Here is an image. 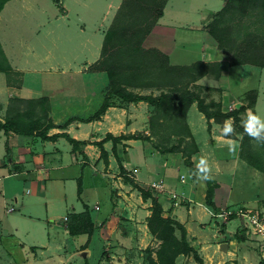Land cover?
<instances>
[{"label":"crops","instance_id":"1","mask_svg":"<svg viewBox=\"0 0 264 264\" xmlns=\"http://www.w3.org/2000/svg\"><path fill=\"white\" fill-rule=\"evenodd\" d=\"M11 1L13 0L8 1L4 8ZM78 1L87 6L85 0ZM104 1L101 22L112 20L122 2V0ZM225 1H220L219 8L215 10L206 6L201 8L195 4L194 0H168L163 16L158 19L150 34L145 38L143 46L159 49L168 55L172 65L189 66L199 61L221 63L219 78L209 73L198 78L195 83L219 91L218 98L213 100L221 101L224 109L228 107L235 109L244 104L243 97L249 91L240 94L236 102L233 99H225L226 92L232 86L230 78L232 67L243 66L241 79L244 81V75H248L249 70H252L245 66L252 68L256 66L229 65L227 54L218 47L206 28L213 14L224 7ZM16 2L23 10L29 7V0H16ZM4 8L0 12V19ZM69 15L70 9L65 5L62 14L57 19L69 18ZM102 26L104 24L95 31L100 33ZM48 31L54 32V30ZM105 33L104 31V36ZM3 48L7 55L4 45ZM93 63L87 62L85 70L91 72L90 67ZM10 64L14 68L13 71L22 74V82L13 85L6 80L3 86H0V96L7 95V98L0 99V120L4 121L13 98L47 97L51 103L50 117L54 124L62 125L69 118L77 117L66 128H52L49 135L67 133L77 140L86 141L87 144L81 146L84 157L79 152L73 153L72 145L62 136L57 140L43 141L35 135L24 136L13 133L7 137L0 130V264H144L143 251L149 246L153 247L155 241H158L151 234L147 223L151 215L152 201L151 199L145 200L121 173L117 158L112 151V141L104 143L108 151V164L101 158L100 148L95 143L103 140L108 133L114 136L135 133L151 135L149 119L153 106L146 101L114 104L100 118L82 121L80 117L88 118L104 102L106 94L103 93V89L99 92L92 91L90 94L85 92L82 99H61V102L57 100L58 97L55 99L52 91L50 94H45V88L41 83L36 84L29 80V76L31 78L37 76L42 80L43 72L53 71V68L49 70L36 67L21 68L14 66L11 61ZM259 69L260 76H262L264 68ZM91 73L103 72L92 71ZM100 94L103 99L92 97V95L99 96ZM258 98L259 92L254 108L256 114ZM207 101L210 99L207 98ZM96 103L100 104L95 109ZM195 107H197L196 102L192 104L186 115L190 131L198 147V151L192 157V162L196 167L202 157L208 160L212 169V180L215 182L212 199L214 205L211 208L220 210L228 207L230 193L233 189L232 185L219 178L223 176V163H227L232 169H239L247 164L255 169V172L263 175L264 173L241 156V142L238 133L235 137L223 136L224 123H218L214 119L208 121L200 111L199 117L203 123L206 122L209 140L205 142V145L197 140L193 122L189 118V112ZM252 111L248 109L247 115ZM227 120L233 123L232 119ZM149 143L143 139H130L123 140V143L118 145V154L128 171L127 175L137 185L149 191H151L149 188L151 182L164 183L165 192L156 194L152 191L153 196L162 204L164 216L171 217L186 227L191 245L202 253L211 244L207 245L199 235V231L205 229L206 223L202 220L201 211L196 209L192 200L191 188L194 189V187L191 186L189 191L182 188L181 185L185 182L181 181V175L178 176L172 171V167L175 166L173 162L176 159L174 154L159 155L157 151H153ZM137 144L143 146L145 151H152L151 153L145 152L146 155L143 156L145 165L149 167H144L146 168L145 178L140 177L141 168L139 169L138 165L134 164L130 167L127 163V159L133 161L131 151ZM229 144L237 146L234 153L229 152ZM151 155L154 157L152 164L148 162L147 157ZM183 161L184 158L178 159V162ZM156 174L157 178H153ZM250 174L258 176L256 173L250 172ZM192 175L196 180L194 172ZM104 177L108 178L107 182L113 193L112 206L108 211L101 212L102 207L98 201L94 205L86 202L84 191L88 178L93 181L94 185L97 179ZM150 178L155 180L150 182ZM79 182L82 186L80 195L78 193ZM204 182L206 186L201 199L207 206L205 197L208 185L206 181ZM173 193H183L187 199L181 205H175L174 201L178 199L173 196ZM86 206L91 213L92 232L71 235L67 227L69 215L86 211ZM96 206L99 209H96ZM253 210L264 213V199L262 204L254 207ZM224 229L227 230L226 225L218 229L217 238L220 240L217 250L223 254L230 253V256L236 255L231 249L241 242L235 237L229 241L224 239L225 233L222 231ZM249 239L248 244L251 242L257 251L262 253L259 241L254 238ZM224 244L227 247L225 252L221 250Z\"/></svg>","mask_w":264,"mask_h":264},{"label":"rangeland","instance_id":"2","mask_svg":"<svg viewBox=\"0 0 264 264\" xmlns=\"http://www.w3.org/2000/svg\"><path fill=\"white\" fill-rule=\"evenodd\" d=\"M213 1L214 2L211 0H194L195 4H198L201 8L206 6L217 10L219 8L218 4L222 0ZM86 2L87 6L80 4L78 0H29L28 9L23 10L19 7L16 0H13L4 8L0 19V40L2 42H0V47L9 65H11V61L14 66L21 68L36 67L43 70L53 68V71L43 72V75L41 76L42 80L37 76H32L34 78L29 76V80L30 82L33 81L36 84L41 83L45 88V94H50L52 91L55 99L58 97L59 99L57 100L61 102V99H82L85 92L90 94L92 91L99 92L102 89L104 94H108L109 80L106 73L100 69L107 68L108 66H117V64L112 63V60L116 58V54L119 51L116 46L113 48L110 47V51H108V59L104 58L103 63L98 64L100 59L99 56L101 55L100 49L104 40V31L106 32L108 30L116 13L112 20H106L104 21L105 23L101 22V18L104 13L103 10L105 1L85 0V3ZM63 5L68 6L70 9L69 18L57 19V17L62 14L64 10ZM14 6L16 7L13 8ZM238 22L241 25L240 29L242 32L249 29L256 31L259 36L264 37V12L249 15L247 14V16L238 14V16L235 17L234 24ZM103 24L104 26L101 27V32H96L95 30ZM48 30H54V32L50 33ZM213 40L217 43L214 38ZM2 44L4 45L8 56L6 55ZM225 53L228 56V53ZM96 60L97 62H95ZM0 62H2L1 55ZM87 62H90V64L95 62L90 67V70H100L103 73H91L92 71L88 72L85 70ZM125 62L126 59L120 55L119 65H123ZM245 67L252 70H249L250 73L248 75H244V81L241 79L243 77L242 72L244 71L243 66L232 67V73L230 76L232 86H230L228 92H226L225 99H233L234 102H236L240 94L250 90H258L259 98L257 115L264 119V74L260 76V69L257 67ZM13 69L14 68L12 67V71L5 73L0 72V86H3V83L6 80L8 83L13 85H18L22 82V74L20 72L13 71ZM55 70L57 72H54ZM188 72L189 71H185L182 76L177 75L178 78L175 77L177 85L184 86L187 82L190 83V87L192 89L200 92L206 100L207 98L210 99V101L211 99L213 100L218 98L219 91H215V89L210 87H204L196 83H192V75ZM126 74L129 73L126 72ZM165 78L166 77H164V75L157 72L151 74L150 77L149 75H145L143 79L145 81H153L157 84H161L165 83L163 82ZM127 89L132 93H140L144 95L153 94L154 96H157L163 91V89L168 90L169 88L164 86H151L144 88L129 86ZM215 96L216 98H214ZM5 97L7 98V95L0 96V99ZM92 97L94 99H103L101 94L99 96L92 95ZM110 99L115 105L119 103H130L116 97L115 95H111ZM242 101L243 103H248L247 99H243ZM99 104L100 103H96L94 108H97ZM22 106L24 107V105ZM22 106H20V108H23ZM164 109L166 108L156 109L153 107L151 117L149 119L150 126L151 120H153L151 128V138H153L147 142H150V147H152L153 151H157L159 155L168 153L174 154L176 159L174 160L175 162H173L175 163V166L172 167V171L178 176H186L185 183L181 185L182 188L189 191L191 186L194 187V189L191 188L193 191L192 200L196 209L201 211L202 220L206 223L205 229L203 231H199V235L202 237L201 239L205 240L207 245L208 243L211 244L209 247L204 249V252H199L205 263L263 264L262 253L257 251L251 242L248 244L247 240L250 241L249 238H253L243 232L244 230H241V219L239 217L223 222L221 218H215L210 214L211 207L209 208L206 206L202 201L203 199H201L206 184L204 181L193 179V170H191L189 165H187L188 162L185 160V156L181 151L183 150L192 154L191 159L195 154L193 146L189 143V139L185 138L186 130L182 127L180 128V125L173 117L171 111H169L166 115L165 113L167 109ZM227 109L231 110L232 108L228 107ZM199 113L200 112L197 107L192 108L189 112V118L193 122V128L195 129V136L197 140L205 145V142L209 140V131L206 127V122L203 123V120L200 119ZM243 118H245V120L247 119L244 114ZM235 132L238 133L237 128H235ZM238 134L241 142L243 135L241 133ZM252 143L254 145V149L259 150L264 157L263 144L258 143L255 140H253ZM145 152L151 153L152 151H145L143 146L137 144L131 151V158H133V161H128L127 159V163L130 167H133L134 164H136L139 166V169L141 168V178L146 177V168L144 167L149 168L144 163L143 156L146 155ZM141 153L143 155H141ZM147 157L148 162L152 164L154 157L152 155ZM183 158L184 161L182 163L178 162V159L180 160ZM192 163L194 164V162ZM250 172L256 173L258 176L255 174L251 175ZM233 177L235 178V181ZM153 178H157V174L153 176ZM153 178H150L149 181L151 182L155 180ZM219 178L233 186L228 204L230 208L237 209L238 207L245 206L250 209H254V207H259V205L262 204L264 199V175L260 172H255V169L252 167L246 164V166H242V168L232 169L230 166L228 167L227 163H223V176H219ZM107 179L108 178L106 177L99 178L93 185V181H90V178H88L89 181L87 180L85 183L84 197L86 202L90 205H94L98 201L102 207L101 212L108 211L112 206L113 193ZM150 190L156 194L165 192H159L151 188ZM225 225L227 226V230H222L223 233H225L224 239H228V241L234 237L242 239V241L238 239L241 243L239 245L237 244V246L234 245V247H232L233 249H231L236 253V255L230 256V253L223 254L217 250L220 240L217 238L218 229L220 227H224ZM257 240L260 241L258 238ZM157 242L155 241L153 247H157ZM221 250L225 252V249L221 248ZM177 261L178 264H195L191 255H180ZM144 264H146V261Z\"/></svg>","mask_w":264,"mask_h":264},{"label":"trees","instance_id":"3","mask_svg":"<svg viewBox=\"0 0 264 264\" xmlns=\"http://www.w3.org/2000/svg\"><path fill=\"white\" fill-rule=\"evenodd\" d=\"M10 0H0V12L5 4ZM168 0H122L118 8L115 18L105 33L99 63H103L104 58L108 59V51L110 47L116 46L119 50L116 58L112 60L116 67L108 66L103 70L109 80L108 94L100 108L88 118H79L84 121L98 119L102 114L114 103L110 99L111 95L126 101L140 102L146 101L156 109L169 111L173 117L186 130V139L193 146L194 152L198 151L195 139L190 131L186 120V115L194 102L208 121L214 119L218 123H224L227 119L233 120L234 128L241 133V156L247 160L253 167L264 173V157L259 150L254 149L253 139L245 132L242 122L245 120L243 114L247 118V110L254 108L256 105L258 92L252 90L246 93L243 99H247L248 103H244L235 109H224L221 101H207L200 92L192 89L190 83L184 86L177 85L175 77L182 76L183 72L189 71L192 75V83L196 82V78H200L205 74H214L216 78L221 75V63L202 61L196 62L189 66L172 65L168 55L164 54L157 48H146L143 46L145 38L150 34L158 19L163 16L164 9ZM264 12V0H226L224 7L213 14L212 20L207 24L206 28L209 34L217 41L218 47L228 53L229 65H245L250 64L259 68H264V37L259 36L256 31L247 29L242 32L240 23H235V17L239 15L247 16V14ZM150 16V19H149ZM251 16V15H250ZM148 19V20H147ZM0 71H12L11 65L7 62L6 57L0 47ZM122 55L126 62L119 65V56ZM97 62V61H96ZM5 63V64H4ZM99 70V71H100ZM97 71V70H93ZM128 72L129 74H126ZM160 72L166 77L161 84L153 81H145V75ZM198 74H197V73ZM149 73V74H148ZM160 83V82H159ZM129 86L137 88L164 86L169 88L154 96L153 94L132 93L127 89ZM24 105V107L22 106ZM22 106L23 108H20ZM51 103L47 97L37 99L13 98L8 107L4 121L0 120V130L9 137L10 134H20L24 136H38L43 141L57 140L59 137H65L72 145L73 153H81L82 145L87 144L86 141H80L67 133L49 135V131L54 127L66 128L77 117L69 118L64 124L56 125L50 117ZM153 120H151L152 128ZM210 126V125H209ZM152 134L149 136L140 133L122 134L114 136L108 133L106 137L96 142L100 148L101 158L108 164V151L104 147V143L112 141V151L117 158L121 173L124 174L126 180L141 193L142 197L147 200L151 199L150 207L151 215L147 219L148 227L151 234L158 240L157 247H147L143 253L146 264H178L180 255H191L195 264H206L199 251L191 245L188 240L186 227L179 221L164 216V210L159 200L153 196V193L137 185L128 177V171L123 166L120 155L118 154V145L123 140L143 139L151 140ZM235 137V135H233ZM264 136V133H262ZM184 140V139H183ZM8 150V141L6 142ZM264 146V144H263ZM264 148V147H263ZM170 151V150H169ZM185 156L187 165L196 171L191 159V155L181 150ZM193 152V153H194ZM85 157V155H84ZM208 188L206 192L205 202L208 207H212L215 182L213 180L206 181ZM82 192V186L79 182L78 193ZM216 210L215 208H213ZM217 211V210H216ZM92 218L88 207L86 211L77 214H70L68 217V230L71 235H77L84 232H92ZM239 239V238H238ZM242 240V239H239Z\"/></svg>","mask_w":264,"mask_h":264},{"label":"built area","instance_id":"4","mask_svg":"<svg viewBox=\"0 0 264 264\" xmlns=\"http://www.w3.org/2000/svg\"><path fill=\"white\" fill-rule=\"evenodd\" d=\"M180 179L182 182H185L186 176L181 175ZM150 188L159 192L166 190L164 183L161 181L151 182ZM173 194V196L178 199L174 201L175 205H180L182 201L187 199L183 193ZM96 209H99V207L96 206ZM210 214L215 218H221L223 222L239 217L241 219V229L244 230L248 236L260 240L259 242L262 247V262L264 264V213L245 206L238 207L237 209H232L228 206L217 211L210 208Z\"/></svg>","mask_w":264,"mask_h":264},{"label":"clouds","instance_id":"5","mask_svg":"<svg viewBox=\"0 0 264 264\" xmlns=\"http://www.w3.org/2000/svg\"><path fill=\"white\" fill-rule=\"evenodd\" d=\"M244 127V132L253 140L258 143L264 144V119H262L259 115L249 112L247 115V119L242 122ZM235 128L230 120H226L224 122V126L222 129V135L225 137H231L235 135ZM235 144H229L228 149L230 153H234L236 150ZM194 175L198 180L201 181H209L213 179L212 169L207 159L201 158L199 163L196 165V172Z\"/></svg>","mask_w":264,"mask_h":264},{"label":"water","instance_id":"6","mask_svg":"<svg viewBox=\"0 0 264 264\" xmlns=\"http://www.w3.org/2000/svg\"><path fill=\"white\" fill-rule=\"evenodd\" d=\"M221 248H222V249H226L227 247H226V245L224 244V245L221 246Z\"/></svg>","mask_w":264,"mask_h":264}]
</instances>
